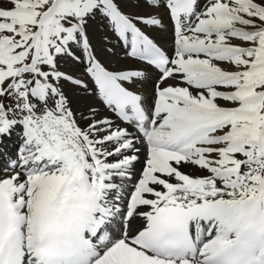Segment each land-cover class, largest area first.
Returning <instances> with one entry per match:
<instances>
[{"label":"snow or ice","instance_id":"snow-or-ice-1","mask_svg":"<svg viewBox=\"0 0 264 264\" xmlns=\"http://www.w3.org/2000/svg\"><path fill=\"white\" fill-rule=\"evenodd\" d=\"M0 160V264H264V0H0Z\"/></svg>","mask_w":264,"mask_h":264},{"label":"bare ground","instance_id":"bare-ground-1","mask_svg":"<svg viewBox=\"0 0 264 264\" xmlns=\"http://www.w3.org/2000/svg\"><path fill=\"white\" fill-rule=\"evenodd\" d=\"M126 11L133 13L147 11L146 9L128 8ZM163 14V9L160 10ZM165 25L168 24L167 19L164 20ZM88 34L91 39L95 54L97 57L107 66L112 69L123 68L130 63L126 57V49L122 43L117 40L113 33L106 27V22L97 18L91 22L88 26ZM154 39L161 45H167L171 40L170 25L168 29H156L151 33ZM62 69L66 72L73 74L74 76H80L82 66L74 63L71 58H67L62 61ZM86 79V78H85ZM95 87L88 81L87 91L82 88L74 87L70 83L65 84V92L68 95L71 107L78 112L87 114L90 107H94L100 114L108 115L114 118V115L108 112L98 97L94 94ZM17 138L15 135L11 140H6L7 150L9 153H13L17 144ZM15 152L12 154L14 155ZM1 164V163H0ZM139 167V165H138Z\"/></svg>","mask_w":264,"mask_h":264}]
</instances>
